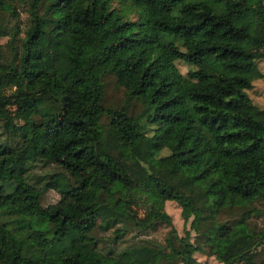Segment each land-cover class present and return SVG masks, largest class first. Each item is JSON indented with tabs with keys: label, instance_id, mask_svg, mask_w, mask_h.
Here are the masks:
<instances>
[{
	"label": "trees",
	"instance_id": "trees-1",
	"mask_svg": "<svg viewBox=\"0 0 264 264\" xmlns=\"http://www.w3.org/2000/svg\"><path fill=\"white\" fill-rule=\"evenodd\" d=\"M12 1L0 0V264H208L195 251L264 264V106L246 92L264 84V0H22L23 30L7 24ZM109 78L118 106L104 101ZM105 142L129 157L99 153ZM39 162L57 170L37 187L28 172ZM44 189L57 201L41 206ZM165 201L196 242L176 234ZM222 212L234 216L219 221ZM154 222L170 226L163 243L112 253L93 236ZM214 231L225 235L211 240ZM239 236L247 247L226 258Z\"/></svg>",
	"mask_w": 264,
	"mask_h": 264
},
{
	"label": "rangeland",
	"instance_id": "rangeland-1",
	"mask_svg": "<svg viewBox=\"0 0 264 264\" xmlns=\"http://www.w3.org/2000/svg\"><path fill=\"white\" fill-rule=\"evenodd\" d=\"M12 4L14 5V10L16 15L8 17L9 21L7 24H11L16 18V22L18 24L19 29L23 30L28 22V12H27V6L22 0H13ZM22 33H19V36H21ZM8 36L0 35V46L2 51L5 50L4 43L6 42ZM256 69L262 73L264 72V59L258 58L255 60ZM175 66L179 70L181 74H184L186 72V69L188 68L186 64H184L181 61L176 60ZM248 97L250 98L252 104L257 106L258 108H262L264 106V84L261 79H254L252 81V86L249 90L246 91ZM105 104L109 106H118L119 104L123 103V93L120 89L115 88V86L112 83V79L109 78L108 82L106 83L105 87V97H104ZM139 109V107L133 108V111L136 112V110ZM19 123V121H16ZM0 139L6 140L7 137L3 132L1 123H0ZM99 153H104L113 157L122 156L123 158L127 159L129 157V153L124 148H117L114 144L105 142L103 143L99 149ZM139 160L141 163H144V154H140ZM57 170L53 165L51 164H42V163H34L30 167V170L28 172V180L30 182H37L35 184L37 187H40L42 185V179L41 176L44 175V173H51L53 171ZM58 199V195L54 190L51 189H44L41 191L39 203L41 206H46L49 204H53ZM254 207H259V202H254L252 204ZM146 202L144 200H138L137 205L132 206V211L136 214V217H142L145 210H146ZM163 212L167 214L170 218L171 226L174 228L176 234L178 236H183L185 232L188 231L189 238L191 241L196 242V234L194 231L188 229V222L183 223L182 219L180 218L179 212L180 207L173 201H165L163 205ZM234 216V213L229 212H222L218 216L219 221L224 220H230V218ZM248 222L250 224H255L259 226L262 223L261 217L254 215L251 213L248 217ZM170 226H168L164 222H154L151 226H147L145 228H129L124 227L121 223H117L108 229H101L99 227H95L93 231V236L96 239L97 246L100 247L103 251L108 250L112 253H116L120 250H122L125 247L129 246H136L139 244H151L153 242H159L163 243L164 239L167 236V232L169 230ZM119 229L122 231L121 237L119 239H116L115 241L112 240L113 236L115 235L114 230ZM119 232V231H118ZM231 232V231H230ZM225 234L222 233V231H214L211 233V240H214L218 237H223ZM76 237V233L69 232L66 234L58 243H56V248L59 250L67 249L72 242L73 238ZM198 246L205 247V245L200 244L199 240L197 242ZM237 247H243L246 248L247 244L242 236L237 237L233 240L231 245L226 249L225 251V257L228 258L231 253L235 250ZM261 247H257V250H259ZM206 250V248L204 249ZM193 257L196 258L199 261H205L208 264H218L213 257H208L201 255L199 251L193 252ZM261 255L264 256V246L261 249Z\"/></svg>",
	"mask_w": 264,
	"mask_h": 264
}]
</instances>
